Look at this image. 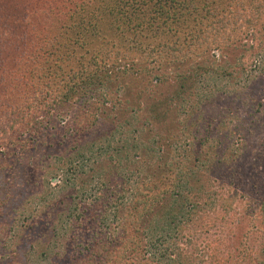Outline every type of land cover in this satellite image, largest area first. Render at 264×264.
Instances as JSON below:
<instances>
[{"label":"trees","instance_id":"obj_1","mask_svg":"<svg viewBox=\"0 0 264 264\" xmlns=\"http://www.w3.org/2000/svg\"><path fill=\"white\" fill-rule=\"evenodd\" d=\"M236 49L232 64H217L215 54ZM200 59L195 76L208 81L171 98L159 136L149 130L132 141L154 87L182 79ZM139 76L146 86L129 119L86 138L109 103L127 102L118 98L122 80ZM55 123L67 140L43 163L35 149ZM141 149L163 170L156 179H140ZM20 160L34 165L36 180L13 226L0 224V242L18 239L5 264H193L190 251L172 246L183 231L207 242L219 235L201 252L217 264H264L262 252L231 256L220 238L237 225L240 198H250L241 245L264 238V0H0V174ZM166 197L168 211L149 221ZM40 222L56 236L32 240L19 229ZM80 229L88 237L76 243ZM59 234L56 250L48 242Z\"/></svg>","mask_w":264,"mask_h":264},{"label":"rangeland","instance_id":"obj_2","mask_svg":"<svg viewBox=\"0 0 264 264\" xmlns=\"http://www.w3.org/2000/svg\"><path fill=\"white\" fill-rule=\"evenodd\" d=\"M213 53H209L204 58H212ZM240 54V50H230L222 57L219 56L220 54H215L216 60H218V65L228 66L229 64H232L235 60V58ZM204 60L203 58H201ZM199 60L197 63V69L192 68L190 72L184 73L185 76H182V79L177 80L176 78H170L168 79L167 85H161L160 88L158 86L154 87L152 90L153 95L150 97V99L147 100V104H149L151 107L148 108L147 105H145V110H142L140 112L141 116L138 117L139 123L138 125L142 126L143 132L139 135L132 136V141L138 139L141 135L144 136L146 139L147 136H150L149 130L153 131V134L155 136H159L164 131V128L167 122H170V118L173 116L174 111H170L167 114H163L164 111L170 110L172 105L168 104L171 98L175 97L176 95L181 96L182 93H185V91H194L192 88L194 86H198V81L200 79H203L204 83L208 81V79H205L202 76H195V74H198V69L201 67L199 63L202 62V60ZM187 66L182 65L177 71H185ZM201 70H204L203 68H200ZM123 83V89L120 93L118 98L120 100L127 101L126 103H123L120 107L111 108V104L109 103L107 105V110L103 111L100 114L99 123H97L94 128L86 135V138H90V135H102V134H108L110 130H113V127L117 124L121 123L123 120L129 119V110L131 107L137 106L138 98H140V91L146 86V78L143 76L135 77V79L132 78H126L122 80ZM111 90H115L116 86L115 84L109 85ZM229 88V87H227ZM226 88V89H227ZM225 89V90H226ZM192 95V94H191ZM126 99V100H125ZM144 105L141 104V106ZM221 105V104H220ZM174 106V105H173ZM76 109V107L74 106ZM103 108V107H102ZM73 110V106L71 108ZM77 110V109H76ZM155 111H159L156 119L148 116L151 113H154ZM218 114V112H216ZM151 118V123L149 126H146L143 121L147 118ZM71 118V114H68L65 117V121L67 122ZM158 120V121H157ZM167 121V122H166ZM156 122V123H155ZM63 130H62V124L55 123V125L50 126L40 137L39 141L40 143L37 145V148L35 149V157H37V160H40L41 162L45 163L46 161H49L53 158L55 155H59L61 151L64 148V143L66 142V138L62 136ZM142 139V138H141ZM142 139V140H145ZM156 140H158L155 137ZM159 142V141H158ZM138 156L143 159L144 165H145V171L143 174L140 175L141 180H146L148 177L157 178L160 176V174L163 172V170L157 168V164L153 163L152 158L153 154L143 151H136ZM21 161V162H20ZM14 164V167L12 169H8L7 171H4L0 174V204H6L5 209L2 213V216H0V224L2 221H5L8 224L13 223L12 215L14 214V210L20 206L22 202H26L29 196H31V189L33 188V182L36 180L35 176V168L33 169L34 165L31 166L30 163L26 164L23 160H20ZM28 165V166H27ZM191 165V164H190ZM165 174L172 175L170 171L165 170ZM251 181V180H250ZM249 180L246 179L244 183H248ZM205 183V182H204ZM248 196H254V192L251 189ZM204 195L201 197L203 198ZM241 200V201H240ZM239 202L235 206L234 215L238 219L237 225H234L232 233L229 235L224 234V236H220V238L224 241V246L226 249H231V256L237 255L238 253H241V258L243 259V254L248 255V253L251 254H257L258 252H262L260 250H264V238L260 239L257 235L255 238L245 239L243 238V246L241 245V240L239 236L241 233L243 234L247 229V219L245 218V213L243 212L242 206L250 200V198H240ZM167 197L160 201L156 202L154 206L153 213L148 218L149 221L153 222L157 219H159L162 214L168 211L167 208ZM169 218L166 217V220ZM242 223V224H241ZM39 227L35 228L34 230L31 229L30 226L27 227V223L23 224L19 227V229H24V233L27 234V232H30V238L29 239H35L39 233H48V237H55L56 235L52 236V233L49 232V222H40ZM166 222H164L165 226ZM13 226V225H12ZM17 229V227L15 228ZM48 229V230H47ZM21 233L20 231H15V234ZM25 234L21 237V244L24 250L29 249V242L25 239ZM37 235L34 237V235ZM75 232L73 233V235ZM220 234V232H219ZM217 234H213L211 239L207 242L208 237H201L197 238L196 236H192L188 231H183L180 233L179 237L176 239L171 240L172 246L178 247L183 250V248H186L187 251H190L192 253L191 257L193 259V264H217L213 260L208 259L207 257H201V252L204 250V246L206 243L211 242L214 239V236ZM61 234L58 235L57 239L51 238V240L48 242V244H52L53 246H56V250L61 249V239L59 238ZM219 236V235H217ZM215 236V237H217ZM9 237V236H8ZM87 231H84V229H80L78 235H76V240L74 242L80 243L82 240L87 238ZM91 237V236H89ZM8 239H11V241H7ZM6 241L0 242V264H5L6 261H13V258L11 256V250L9 247H7L9 244L18 243V239L15 235L10 236ZM190 239V242L187 241ZM16 240V242H15ZM245 240V241H244ZM187 241V242H186ZM226 241V242H225ZM2 245V246H1ZM6 245V247L4 246ZM195 245V247H194ZM243 250V251H242ZM243 252V253H242ZM26 255L33 253H25ZM36 254V253H35ZM253 255V256H254ZM4 257H7L4 259ZM36 257V256H35ZM148 255H146V258ZM23 258L26 259L27 257L23 254ZM31 258V257H29ZM7 259V260H6ZM251 258H247L246 263L244 264H250ZM254 259V258H253ZM261 260L264 261V257H260ZM256 260V259H254ZM258 260V258H257ZM234 262V259L232 260V263ZM143 264H146L144 261Z\"/></svg>","mask_w":264,"mask_h":264}]
</instances>
